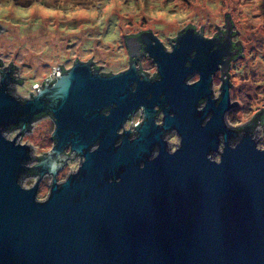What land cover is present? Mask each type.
Instances as JSON below:
<instances>
[{
  "label": "water",
  "instance_id": "95a60500",
  "mask_svg": "<svg viewBox=\"0 0 264 264\" xmlns=\"http://www.w3.org/2000/svg\"><path fill=\"white\" fill-rule=\"evenodd\" d=\"M223 16L229 26L228 13ZM6 30L0 25V33ZM143 30L150 31L136 33ZM132 34L123 36L126 53ZM229 35L223 42L206 39L188 26L174 36L173 54L156 38L145 41L157 65L155 81L139 80L133 63L104 75L90 60L75 58L64 73L62 64L52 67L53 84L44 76L30 98L9 91L16 78L0 60V264H264V153L256 151L248 126L231 144L237 131L223 121L233 105L227 80L219 98L212 97L211 75L228 66ZM194 72L201 81L187 86ZM157 102L165 107L162 128L178 131L182 148L150 160L145 135L154 128V111L146 104ZM139 105L147 113L139 138L124 135L116 147L117 129ZM197 105L206 107L201 112ZM46 113L54 118L53 144L30 166L38 156L16 138L30 131L34 116ZM11 128L18 132L8 142L3 133ZM224 137L217 166L206 157ZM93 144L99 149L90 153ZM227 144L239 145L233 150ZM67 146L86 162L65 185L53 178L60 187L54 184L50 199L36 203L37 189L18 186L22 175L55 176Z\"/></svg>",
  "mask_w": 264,
  "mask_h": 264
},
{
  "label": "rangeland",
  "instance_id": "374dc122",
  "mask_svg": "<svg viewBox=\"0 0 264 264\" xmlns=\"http://www.w3.org/2000/svg\"><path fill=\"white\" fill-rule=\"evenodd\" d=\"M135 2L139 3V0H135ZM170 2L171 0H165L166 4ZM241 2L247 4L249 0H219V8L194 7L191 0H184V5L188 7L178 6L176 9H170L165 16L161 17L157 14V10L149 9L146 5L130 10L128 5L133 3V0H124L123 7L119 5L113 7L112 0L102 6H97L92 0H64L63 3L61 0H11L13 9L29 12L27 19L32 23L28 29L24 30L28 34L24 42L19 39V29L8 28V30L0 33V47L5 48L4 60L1 62L2 65L11 67V75L14 78L22 80L21 83L14 81L8 83L13 94L25 98L17 91V86H19L24 88L30 97V92L34 94L36 91L33 87L35 83L41 87L40 82L44 76L49 75L51 78L54 76L52 67L62 64L63 68L69 69L74 60L72 50L76 49V45L68 43L61 46L59 43L47 40L46 37L52 33L45 25L54 26L52 22H59L60 27H64L65 21L71 27L97 24L96 28H84L80 35L68 38L76 39L78 43H81V47L74 53L75 58L81 62L90 60L96 66L101 65L103 72H107L109 69L111 72H117L127 67L128 54L123 40L125 34L136 33L139 30L149 28L164 45H169L167 37L173 38L188 25L199 31L200 25L203 24L201 26L202 34L205 37L206 35L211 36L216 30L222 29L224 25L223 14L227 12L234 27L233 30L236 31L234 37L241 42L243 49V57L235 58L227 70L231 84L228 89L230 102H235L237 108L226 113L238 126L245 122L251 114L260 111V108H264V25L257 27L243 19L245 14L239 9ZM216 3L217 0H208L209 5ZM37 4L39 7L34 8L33 6ZM258 7L261 9L259 17H264V0ZM106 8L108 11H105ZM61 13L64 15L61 16ZM94 13L103 15L105 19L99 20V16H94ZM121 13L123 14L121 15ZM257 18L256 16L252 17L253 20ZM36 20H40L41 24L33 32L32 28ZM100 25L103 27L101 28ZM85 34L88 38H85ZM92 36H102L104 39L92 41L90 40ZM109 37L111 39H108ZM62 39L65 38L62 37ZM41 41L51 45V54L46 53L45 57L50 59L52 63H42L31 76L27 77L23 76L22 72L33 69V64L24 63L18 67L17 61L25 59L21 56L20 51L16 52L11 63L5 64V60L11 55L9 49L19 45L21 49L27 51L24 47L25 43L35 47ZM65 55L67 58H63ZM143 65L152 67L151 71L154 70V66L150 64V60L147 58L143 59ZM220 81V73L216 72L212 80L213 93L218 91ZM26 82L27 87H25ZM30 126V131L24 132L21 136L18 135L16 141L32 146V154L35 156L49 151L53 144L50 136L54 130L50 116L41 117L31 122ZM16 132L18 130H10L3 134L6 137ZM257 138L264 139L262 125L256 127L254 139ZM72 166L73 164L68 165L64 171L65 174H68ZM33 180L35 179L25 177L21 184L22 186L25 182L30 184ZM49 182L50 176L45 175L39 188L42 191L48 190Z\"/></svg>",
  "mask_w": 264,
  "mask_h": 264
},
{
  "label": "clouds",
  "instance_id": "9594fccd",
  "mask_svg": "<svg viewBox=\"0 0 264 264\" xmlns=\"http://www.w3.org/2000/svg\"><path fill=\"white\" fill-rule=\"evenodd\" d=\"M63 2L64 0H61V3ZM92 2L96 4L97 6H102V5L107 4L109 0H92ZM261 2L262 0H249L247 4L243 2L239 4V9L242 10V12L245 14L243 16V19L249 21L250 23L255 24L257 27L264 25V17H259V13L261 9L258 6L261 4ZM191 4L194 7H199V8H208V7L219 8L220 7L219 0H217V3L215 5H209L208 0H191ZM112 5L113 7H116L117 5H119L120 7H123L124 0H112ZM145 5L149 9L157 10V14L161 17L165 16L166 13L170 9H176L178 6L188 7L187 5H184V0H171V2L167 4L165 3V0H139V3H136L135 0H133V3L129 4L128 7L130 10H134L135 7H143ZM33 7L34 8L39 7V5L37 4V5H34ZM105 11H108V9L106 8ZM122 14L123 13H121V15ZM28 15H29V12L20 11L19 9H13L11 0H0V25L6 28L19 29L20 32L18 33V35H19V39L21 42H24L26 40V36L28 35L27 33L24 32V30L28 29L30 23H32L31 21L27 19ZM60 15L63 16L64 13H61ZM94 16H99V20L101 21L105 19V17L103 15H100L99 13H94ZM253 16H256L258 18L253 20L252 19ZM52 23L54 24V26L45 25V27L49 28V32L54 35L50 34L49 36L46 37V39L52 41L53 43H59L61 44V46L66 45L68 43L75 44L76 49L72 50L73 59H75L74 53L76 52L77 49L81 47V43H78L76 39H68V38H72V37H76L80 35V33L83 31L84 28H96L98 26L97 24L92 23V24L78 25L75 27H71V26H68L67 22L65 21L64 22L65 26L60 27L59 22H52ZM40 24H41V21L36 20L35 24L33 25L32 31L35 32L36 28L39 27ZM100 27L102 28L103 25H100ZM62 37H64L65 39H62ZM85 38H88L86 34H85ZM101 39H104V37L102 36L90 37V40L92 41L101 40ZM108 39H111V37H109ZM206 39H211V37L206 35ZM24 47L27 49V51L21 49L19 45L9 49V51L11 52V55H9L8 58L5 60V64L11 63L13 58L15 57L16 52L20 51L21 56L24 57L25 59H21L17 61V66L19 67L21 64H24V63L33 64V69L22 72L23 76L25 77L31 76L33 72L35 71V69L39 68V66L42 63H45V62L52 63L50 59H47L45 57L46 53L51 54L50 53L51 45L44 44V42L41 41L35 47L27 43H25ZM173 53H174V50L169 48L167 54H173ZM4 54H5V48L0 47V60H4ZM33 58H36V59H33ZM63 58H67V56L65 55ZM210 79L212 80V75ZM200 81H201V78L198 77L197 79L188 81L185 84L187 86H194L198 84ZM25 87H27V82L25 84ZM17 91L20 93V95L24 96L25 98H30L28 96V93L25 92L24 88H20L19 86H17ZM218 94L219 93L217 92V95ZM205 107L201 108L197 105V111L202 112ZM138 109H139L138 118L132 121H129L127 118L123 122L122 126L117 129L116 134L118 136L120 137L122 135L124 136L126 132L130 133L129 136H131L132 132L135 131L136 133H138V135L133 137L130 141H135L139 138V131L142 130L144 125L147 123V113H146V109L144 106H140ZM154 111H155V106H154ZM164 120H165V117H164ZM164 120H163V124H164ZM223 121H224L226 129L237 126L226 112H224L223 114ZM153 122L157 127H159L160 122L157 121L156 116ZM57 127L58 125H56V131H57ZM171 130H172L173 135L170 136L167 140H163V141L166 144L165 150L168 152V154L174 155L175 153H177L178 150L182 148V137L180 136L179 132L176 131L175 129H171ZM14 135L15 133L7 135L5 140L8 142H11ZM250 138L256 144V151L264 153V139H260V138L254 139L251 136ZM117 141H116L115 146L119 147L120 143H118ZM238 145L229 146L227 144V146L233 150H235ZM98 149L99 147L93 149L92 151H89V150L88 151L90 153H95ZM224 152H225V137H224L223 143H221L219 139L217 150L215 152H209L206 158L209 160V162L214 163L215 165L219 166L222 164V157H223ZM159 155H160V150L158 152L154 150L151 153L149 159L155 160L159 157ZM85 162H86V157L83 156L82 160H78L76 164L72 166V171L69 175H67L66 179L61 180L60 183L62 185H65L71 175H76L79 173L80 168ZM140 167L143 168L144 165L141 164ZM61 171H59V173ZM59 173L55 175H59ZM54 184L56 185L57 188L60 187L56 183H51L50 190L42 191L40 188L36 186L35 180H33L31 184H29L28 182H25L23 186L19 184L18 186L22 190H25V191H31L33 189H37V194L35 196V202L39 204H43V203H46L50 199L52 187Z\"/></svg>",
  "mask_w": 264,
  "mask_h": 264
},
{
  "label": "flooded vegetation",
  "instance_id": "af4514ba",
  "mask_svg": "<svg viewBox=\"0 0 264 264\" xmlns=\"http://www.w3.org/2000/svg\"><path fill=\"white\" fill-rule=\"evenodd\" d=\"M228 20V19H226ZM190 27H192L193 29H195L193 26L191 25H188ZM187 26V27H188ZM187 27H184L182 30H180L177 34H179L180 32L184 31L185 28ZM233 25L232 23L229 21V26L226 22V24L222 27V29H218L216 30L215 32H213L211 34V38H217L219 39L221 42H223V38H224V35L229 32V39H230V45L228 47V50H229V56L227 58V62H228V66H227V69L226 71L223 73L222 72V69L221 67H219L214 73H213V76L215 75V73H220L221 75V81H220V84H219V88H218V93L220 91V88L222 87V83L223 81L227 80L228 81V84H229V87L228 89L230 88L231 84L229 82V79H228V74L226 73L227 70L229 69V66L231 64L232 61L235 60V58L237 57H241V45L239 43V41H237V39L234 37L236 35V31L233 30ZM195 32L197 34H202V32L199 30L197 31L195 29ZM203 35V34H202ZM177 37V35L175 36ZM175 37L170 39V43L169 45H164L160 40L159 38L156 36L155 33H153L152 31H149V30H143L142 32H139V33H135V34H132L130 37H128V40H126V43H127V50H128V66L125 67V68H122L120 71H117V72H121L122 70H126L128 69L130 66L131 63H133V66L135 67V72H136V75L137 77H139V80L143 79V77H147L149 78L150 81H155L158 76H157V65H155V63L152 61V59L150 58L149 54H147V52L144 50V46H145V41L147 42H151L152 44L154 43L152 39L156 38L159 42H161L162 44V47L165 51H168L169 48L172 49V46L175 44ZM204 38H206L204 35H203ZM149 59L150 60V64H152L154 66V70L151 71V68L152 67H147L146 65H143V59ZM224 58V56H223ZM2 69V68H0ZM61 70V68H59ZM4 70V69H3ZM101 70V68H100ZM102 72V70H101ZM105 73V72H104ZM111 73H116V72H111ZM198 77V74L196 72H194L192 74V76H190V78L188 79V81H192L197 79ZM212 80H213V77H212ZM213 83V82H212ZM211 83V85H212ZM136 87V83L133 82V84L131 85V89L134 90ZM217 92L216 93H213L212 97L214 98H219V95H217ZM229 96V94H228ZM204 101L202 100L200 102V105H203ZM232 103V109L234 108H237L236 107V104L234 102H230ZM147 107L149 106V108L154 111V106H155V111H154V114L152 116V120L151 122L154 121V118L156 116V119L157 121H159V127H157L154 122H153V129H151V131L145 135V139L149 140V154H148V157H150L151 153L155 150V151H159L160 150V154H168V152L165 150L166 149V144L163 140H167L170 136L173 135L172 133V130L173 128H169V129H163L162 128V124H163V118L165 116V110L164 108L165 107H160V105L157 103H152L151 104H146ZM139 106H136L134 107V109H132L130 111V113L123 119V122L128 118L129 121H132V120H135L138 118V115H139ZM137 110V111H136ZM230 110H228L227 112H229ZM136 111V112H135ZM107 110H103V113H106ZM135 112V113H134ZM132 114V115H131ZM42 116H40L39 118L43 117V116H50L52 117V123H53V126H54V118L53 116H51L50 114L46 113V114H40ZM123 122L121 123V125L119 126V128L122 126ZM264 126V108H260V111H258L257 113H255L254 115H252L249 119V121L245 124H240L236 127H232L233 129H235L237 131V136L234 138V139H231L230 142L231 144H235L237 142V137L240 136L241 133H243V129L245 126H248L249 129H250V132H251V136L253 138H255V130H256V127L258 126ZM23 134V133H22ZM124 135H126V138L127 140H131L133 137L137 136L138 133H136L135 131L132 132V135H130V133H125ZM124 136L122 135L121 137L119 136L117 138V142L118 143H121L122 140H123ZM52 140V138H51ZM116 141H115V145H116ZM53 142V140H52ZM96 147V144H93L90 146L91 149H95ZM42 156V155H41ZM64 156L65 158L63 160H59L57 159L58 163L60 164V167L56 170V174L59 173V171H61L59 173V175H55L53 176L52 174H48V173H45L43 174L41 177H39L36 173L29 171L25 174L22 175L21 177V181L23 178L27 177V178H34L35 179V182L38 181V188H39V185L41 184V181L43 179V177L45 175H48L50 176V183L48 185V188H50V185H51V182L53 180V178L56 180L57 184L60 183L61 180H65L67 175L69 173H71L72 171V168L68 171V174L66 173L65 174V169L68 167V165L70 164H76V162L78 160H82L83 159V156L81 154H75L70 148L69 146H67L64 150ZM34 157V156H33ZM36 157L33 158V160L31 162H29V165L31 166L32 164L31 163H34L36 162ZM143 164V162H140V165ZM49 190V189H48Z\"/></svg>",
  "mask_w": 264,
  "mask_h": 264
},
{
  "label": "trees",
  "instance_id": "16d2710c",
  "mask_svg": "<svg viewBox=\"0 0 264 264\" xmlns=\"http://www.w3.org/2000/svg\"><path fill=\"white\" fill-rule=\"evenodd\" d=\"M1 63V62H0ZM91 67H92V69L93 70H96V71H99V73L100 74H104V75H110V71H109V73H104L103 71L101 72V70H100V67H97V66H95L92 62H91ZM68 69H65V68H61V71H62V73H64L65 71H67ZM54 77H52V78H50L49 79V85H51V84H53V82H54ZM14 81H16V79L14 80ZM45 83V81L42 83V85ZM41 85V86H42ZM9 86V85H8ZM9 91L11 92V93H13V90H12V88L9 86ZM40 116H42V115H37V116H34L33 118H32V120H31V122H33V121H35V120H37ZM27 128L28 129H30V124L27 126ZM17 128H11L10 130H16ZM10 130H7V131H10ZM41 158V156H38V157H36V160H39ZM31 173H32V171H31Z\"/></svg>",
  "mask_w": 264,
  "mask_h": 264
},
{
  "label": "bare ground",
  "instance_id": "6f19581e",
  "mask_svg": "<svg viewBox=\"0 0 264 264\" xmlns=\"http://www.w3.org/2000/svg\"><path fill=\"white\" fill-rule=\"evenodd\" d=\"M31 184V183H30Z\"/></svg>",
  "mask_w": 264,
  "mask_h": 264
}]
</instances>
